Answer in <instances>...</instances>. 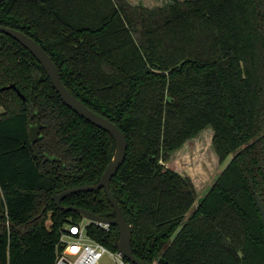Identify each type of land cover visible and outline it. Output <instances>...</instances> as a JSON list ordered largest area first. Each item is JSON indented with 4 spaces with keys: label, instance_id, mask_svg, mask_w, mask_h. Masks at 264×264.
I'll list each match as a JSON object with an SVG mask.
<instances>
[{
    "label": "trees",
    "instance_id": "16d2710c",
    "mask_svg": "<svg viewBox=\"0 0 264 264\" xmlns=\"http://www.w3.org/2000/svg\"><path fill=\"white\" fill-rule=\"evenodd\" d=\"M139 2L3 0L0 26L33 39L66 89L123 133L126 156L110 191L136 258L264 264L255 201L264 207V0ZM0 109V264H55L61 229L83 218L52 198L97 184L114 140L69 109L32 54L2 33ZM36 120L41 138L31 143ZM203 136L227 164L198 198L205 184L168 164ZM60 204L114 217L104 189ZM86 230L117 250L115 226Z\"/></svg>",
    "mask_w": 264,
    "mask_h": 264
},
{
    "label": "water",
    "instance_id": "95a60500",
    "mask_svg": "<svg viewBox=\"0 0 264 264\" xmlns=\"http://www.w3.org/2000/svg\"><path fill=\"white\" fill-rule=\"evenodd\" d=\"M2 1L3 0H0V3ZM0 33L11 37L13 40L18 42L23 48H25L28 52L32 54V56L37 60V62L42 66L43 70L46 72V75L53 89L57 92L62 102L69 109H71L74 113H76L78 116L82 117L84 120L91 123L92 125L108 132L112 136L115 143L113 156L108 165L106 166L99 182L93 185H85L81 187L71 188L54 195L52 200L54 201L55 205L59 209H63L67 212L74 211L85 220L115 226L118 231L117 251L121 253V255L126 259L128 264H146L136 258L132 253L131 226L125 221L121 209L117 205L110 191V181L115 175V173L118 171L120 166L123 164L126 156L127 142L123 133L115 124H113L108 119L95 114L66 89V87L61 81L59 71L55 66L54 62L33 39L18 30H14L4 26H0ZM5 89H15V86L11 84L5 87ZM18 94L22 98H24L19 92ZM41 128L42 125L39 123L38 120H36L35 124L29 126L28 136L31 143H34L41 138V136L39 135ZM45 160L56 161L57 159L45 157ZM100 189H104L106 192L107 199L114 210L113 218L100 217L93 214L92 212L81 208H77L74 206L63 207L60 204L61 200L70 194L78 192H91ZM255 201L258 206L264 227V207L258 195H255Z\"/></svg>",
    "mask_w": 264,
    "mask_h": 264
},
{
    "label": "built area",
    "instance_id": "2783aa9c",
    "mask_svg": "<svg viewBox=\"0 0 264 264\" xmlns=\"http://www.w3.org/2000/svg\"><path fill=\"white\" fill-rule=\"evenodd\" d=\"M86 221L84 224L78 222L63 226L56 245L55 264H128L117 250L112 251L87 235L86 227L89 224L105 231L111 225ZM104 258L106 262H103Z\"/></svg>",
    "mask_w": 264,
    "mask_h": 264
},
{
    "label": "rangeland",
    "instance_id": "374dc122",
    "mask_svg": "<svg viewBox=\"0 0 264 264\" xmlns=\"http://www.w3.org/2000/svg\"><path fill=\"white\" fill-rule=\"evenodd\" d=\"M131 2L140 1L139 3H145L148 6H156L158 4L164 5L169 2V0H130ZM144 5V4H143ZM2 110L0 109V113ZM207 138V137H206ZM205 136L202 138H198L197 148L196 143L192 148L191 145H185L182 150L177 153L179 157V163L176 161L170 162L168 167L175 169L176 171L189 174L190 176H194L196 179L195 184L197 186V194L198 198L202 197L210 188L212 183L215 181L216 177L221 172L222 168L227 164L226 162L222 165H218L216 161V157L214 153L212 154L211 147L208 146V139L206 140ZM180 169V170H179ZM186 170V171H185ZM189 171V172H187ZM82 224L87 221L83 219ZM48 224V223H46ZM103 262H106V259H103Z\"/></svg>",
    "mask_w": 264,
    "mask_h": 264
}]
</instances>
